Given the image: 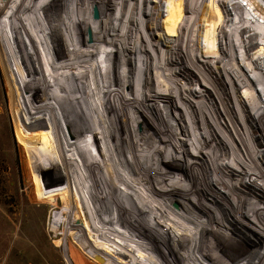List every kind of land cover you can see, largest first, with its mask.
Here are the masks:
<instances>
[{
  "label": "bare ground",
  "instance_id": "bare-ground-1",
  "mask_svg": "<svg viewBox=\"0 0 264 264\" xmlns=\"http://www.w3.org/2000/svg\"><path fill=\"white\" fill-rule=\"evenodd\" d=\"M123 1L78 0L80 4L74 7L73 0L70 3L69 0H14L12 12L22 35L25 59H29L27 65L23 60L28 84L31 91L35 84L39 88L40 97L34 98L37 116L45 112L42 120L57 143L70 139L81 154L82 149L87 153L94 149L97 158L100 156L99 167L102 172L107 171V176H103L106 191L88 196L95 206L94 199H110L108 206L102 201L101 207L106 211L104 236L112 246H119L143 264H264V208L249 203L257 199L247 198L238 190L249 185L246 182L249 179L264 192V168L258 166L260 171L255 168L259 159L264 160V154L241 144V155L236 149L228 152L227 167L224 160L216 157L211 144H203L207 140L195 132L175 136L171 131L169 143H164L163 136L167 133H161L157 125L165 120V112L144 105L149 98L156 101L159 95L142 94L146 83L152 88V79L143 74L140 63L142 52L150 50L145 24L153 29V22L157 28L168 25L178 28L177 32L185 29L182 36L186 37L190 28L197 32L200 26L208 28L216 19L219 21L216 26L222 30L231 28L232 24L245 25L241 23L244 19L248 26H245L246 34L228 28L229 33L235 31L231 42L237 48L236 52L232 49L235 57L241 42L249 41V35L255 32L256 37L264 35V25L248 17L246 11L251 8L246 0H189V4L187 0H159L157 4L152 0H135L134 8L130 7L132 0H127V6ZM166 2L176 3L174 13L169 10L172 6L163 9ZM202 2V9L221 14L217 18L205 13L196 16L197 5ZM82 3L85 10L81 9ZM119 9L120 18L115 14ZM186 10L195 17H184ZM109 12L114 19L105 18ZM194 32L188 34L190 40H196L198 35ZM174 35L171 40L176 39ZM223 35H219L221 41ZM133 37L144 40L146 46L129 47ZM170 38L165 34L164 39ZM204 54L200 57L204 63L208 61L210 66L218 67V63ZM207 54L213 55V49ZM184 55L190 57L188 51ZM248 75L247 83L255 85V76L252 72ZM122 120L128 122L125 127ZM140 133H149L143 145L133 142ZM186 139L192 146L187 145ZM176 143L181 149L179 153L174 149ZM188 146L191 153L184 149ZM186 154L193 155V159H186ZM79 165L84 167L80 161ZM222 167L235 170L238 175L231 179L233 173H229L228 181L222 171L225 183L221 184L215 172L217 168L223 170ZM78 170L76 167L72 171L78 174ZM72 174L67 175L66 181L73 178V184H77L80 176L84 177L83 171L82 175ZM202 194L211 199H204ZM217 206L222 208L220 213L214 210ZM59 218L53 224L56 232ZM257 233L261 237H256Z\"/></svg>",
  "mask_w": 264,
  "mask_h": 264
},
{
  "label": "rangeland",
  "instance_id": "rangeland-1",
  "mask_svg": "<svg viewBox=\"0 0 264 264\" xmlns=\"http://www.w3.org/2000/svg\"><path fill=\"white\" fill-rule=\"evenodd\" d=\"M158 1L152 0V3L157 4ZM187 1L189 4V0ZM246 1L251 9L254 8L253 11L248 8L249 10L246 11L248 17L250 15V18L264 25V0ZM172 2H169L172 5L166 2L163 9L172 6L169 10L174 13L176 3ZM13 3L14 0H0V264H100L95 258H99L103 264H134L133 262L143 264L119 246H112L104 236L107 222L103 217L105 218L106 211L101 206L102 201H106L108 206L110 199H94L97 203L95 206L88 196L89 193L106 191L103 176H107V171L102 172L99 167V164H102L100 156L98 155L97 158L94 149H90L88 153L82 149L81 154L70 139H66L64 143H57L56 139L48 134L42 120L45 112L41 117L37 116L34 98L40 97L39 88L35 84L31 91L28 84L23 60H26L24 65H27L29 59H25L22 35L12 12ZM134 3L137 4V1L132 0L130 7H136ZM77 4L78 0H73V6ZM122 4L127 6V0ZM203 4L202 2L197 5L196 16L205 13L217 18L221 14H217L216 11L212 12L213 14L209 13V8L202 9ZM182 5L181 3L180 7ZM81 7L82 10L85 8L83 3ZM115 14H119L120 18V9L119 12L116 10ZM191 16L195 17L194 13L190 15L187 10L184 12V17ZM113 17L110 12L105 16L109 19H114ZM120 22L126 23L121 20ZM245 22L243 19L241 23L245 25H238L239 27L232 24L231 31L237 30L243 35L248 31ZM217 23H219L218 19L208 28L202 25L197 32H194L192 27L186 37L182 36L185 34V29L177 32L178 28L175 29L174 26L157 28L156 23L153 22V29L151 28L153 26L147 27L145 24L143 28L149 39L151 52L150 50L142 52L140 63L144 68L143 74H147L152 79L150 85L154 90L146 83L142 87V94L152 97L159 95L156 97L158 101L149 98L144 105L164 110L165 120L157 125L161 133H167L166 137L163 136L164 143H169L172 132L175 136L176 134L185 136L187 133L195 132L196 135L200 134L207 140L205 143L202 142L203 144L207 145L208 142L211 144V149L218 155L216 157L224 160L225 166L229 167L228 152L233 153L236 149L241 155L243 149L241 144L264 154V35L257 36L256 40L261 41L259 40L254 47L251 46L250 38L251 35H256V32L249 35V41L241 42L240 52L235 57L232 49L236 52L237 48L233 47L235 44H231L235 31L229 33V27L222 30V27L216 26ZM192 32L198 35L196 40L189 39L188 34L191 35ZM174 33H177V36ZM165 34L171 36L170 41L164 39ZM172 35L176 39L171 40ZM219 35L221 37L223 35V41ZM143 41L135 40L133 37L129 47L135 45L144 47L146 44ZM210 49H213V55L207 54ZM186 50L190 57H185ZM202 54L212 62H216L215 64L218 63V67L210 66L208 61L204 63L200 58ZM153 70L158 73L157 76ZM250 72L255 76H253L255 85L247 83ZM252 80L251 78L249 81ZM160 83L163 85L161 86ZM160 87H164L163 91ZM249 87L250 89H247ZM40 108L44 110V107L40 106ZM127 124V120H122V126L125 127ZM89 127L87 126V129ZM146 134L149 133L138 134L133 142L143 145L149 138ZM85 135L91 137L87 133ZM186 142L189 145L187 139ZM189 146L184 149H189L188 153H191ZM174 149L178 153L181 152L178 143L175 144ZM191 158L193 159V155L186 154V159ZM261 160L259 159L256 170L260 171L259 167L264 168V160ZM79 161L84 167L79 165ZM76 167H79L78 174L72 171ZM222 169L217 168L215 172L221 184L225 183L221 178L222 171L225 173V180L228 181L229 173H233L231 179L238 175L235 170L223 167ZM82 171L84 177L80 176L76 180L77 184L71 182L73 178L68 177L70 182L66 181L67 175L71 176L72 172L75 175H82ZM246 182L249 185L238 189L241 195L257 199L252 202L249 200V203L259 204L264 208L263 190L258 189L249 179ZM115 190L118 191L117 188ZM201 196L204 199H211L204 194ZM221 202L220 204H225ZM208 203L213 205L210 201ZM214 210L220 213L222 208L217 206ZM57 216L60 218L57 219L59 226L56 232L53 224ZM233 225L238 230H242L236 222ZM257 236L261 237L259 233L256 234ZM251 237L249 238L252 241Z\"/></svg>",
  "mask_w": 264,
  "mask_h": 264
},
{
  "label": "built area",
  "instance_id": "built-area-1",
  "mask_svg": "<svg viewBox=\"0 0 264 264\" xmlns=\"http://www.w3.org/2000/svg\"><path fill=\"white\" fill-rule=\"evenodd\" d=\"M256 38H257V37H253V36H252V38H250V40H251L250 43H251V46H253V47H254V45H256V43L260 40V39L256 40ZM253 40H254V41H253ZM249 50H251V49H249Z\"/></svg>",
  "mask_w": 264,
  "mask_h": 264
},
{
  "label": "water",
  "instance_id": "water-1",
  "mask_svg": "<svg viewBox=\"0 0 264 264\" xmlns=\"http://www.w3.org/2000/svg\"><path fill=\"white\" fill-rule=\"evenodd\" d=\"M96 261H98L100 264H103V261H101L99 258H95Z\"/></svg>",
  "mask_w": 264,
  "mask_h": 264
}]
</instances>
